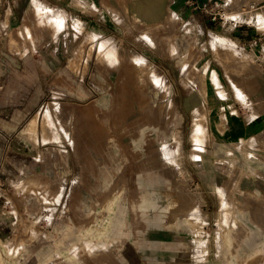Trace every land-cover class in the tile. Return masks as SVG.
Masks as SVG:
<instances>
[{"label": "rangeland", "instance_id": "rangeland-1", "mask_svg": "<svg viewBox=\"0 0 264 264\" xmlns=\"http://www.w3.org/2000/svg\"><path fill=\"white\" fill-rule=\"evenodd\" d=\"M129 2L0 0L3 264H224L228 233L264 242V0H167L150 22ZM98 121L123 145L114 186L180 200L91 254L74 218Z\"/></svg>", "mask_w": 264, "mask_h": 264}, {"label": "bare ground", "instance_id": "bare-ground-1", "mask_svg": "<svg viewBox=\"0 0 264 264\" xmlns=\"http://www.w3.org/2000/svg\"><path fill=\"white\" fill-rule=\"evenodd\" d=\"M166 3L167 0H130L129 3L124 4V9L136 21L141 22L144 20L145 22H150L153 18H156L154 14H158L157 12L162 10ZM98 48L100 52H104L103 54L100 53L101 56H104L103 58L105 56L108 57V54L115 53V49L110 47L106 41H101ZM71 81L75 83L74 80ZM74 92L80 97H87L92 93L83 85L75 88ZM102 92L98 103L109 106L112 101V92ZM100 119L103 122L105 117ZM99 123V121L98 123H93V125H98V130L95 131L94 141L88 145V150L95 155L94 157L92 156L93 182H88L84 191H82L76 204L74 218L76 219L74 224L79 226L81 240H83V244L91 254L99 253V251H104L115 245L120 241L119 233L128 232L132 222L138 223L140 220L163 222L167 218L168 210L174 204H177L179 199L178 196L174 195L173 191L166 188L140 184L135 191L127 194L124 187L118 188L114 186L116 181L114 171L116 169L117 172L121 167V164L117 162V156L123 145L115 133L107 131L109 127L107 129V127L102 124L99 125ZM101 125L102 127H100ZM102 128L106 130H102ZM144 131L145 129H142V132ZM143 139L144 136L142 134L141 139L137 141V145H140ZM250 201L254 202L251 199ZM112 231H115V234L110 235L109 232ZM224 247V252L227 256V259H224V264H238L240 260H246L255 252L257 254L259 250L264 251V242L258 240L254 249L250 250H247L248 248L246 249L243 245H239L235 251L233 249L234 237L231 233H228L224 239ZM69 253L70 255H75L65 251L66 255ZM0 263L3 264L1 254ZM74 264H80V261L74 262ZM102 264H108L106 259L102 261Z\"/></svg>", "mask_w": 264, "mask_h": 264}]
</instances>
